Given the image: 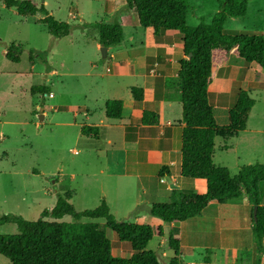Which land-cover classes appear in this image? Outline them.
<instances>
[{"label": "rangeland", "instance_id": "obj_1", "mask_svg": "<svg viewBox=\"0 0 264 264\" xmlns=\"http://www.w3.org/2000/svg\"><path fill=\"white\" fill-rule=\"evenodd\" d=\"M32 1L37 6L43 5L55 19L73 27L67 36L53 37L45 25L36 23L40 14L19 16L15 8H5L0 0V216L10 213L27 220L37 219L38 214L34 213L39 207H49L55 199L56 189L61 192L65 188L64 193L72 191L70 202L76 210L93 209L102 197L101 183L107 184L99 174L104 164V146L85 137L77 138L80 124L86 122L78 107L97 108L100 105L95 101L99 83L86 73L92 70L91 61L103 62L101 46L96 48V30L88 29L85 34L75 25L94 21L118 22L122 27L123 44L128 49L131 45L139 47L141 44L145 45L144 49H149L144 28L129 21L122 22L118 9L112 14L107 13L110 0ZM121 2L126 8L125 0ZM188 2L186 23L190 26L198 25L201 19L210 23L219 9L217 0ZM124 7L122 11H125ZM224 30L264 36V0H248L245 15L228 17ZM12 43L24 48L18 63H12L4 56L5 48ZM30 49L36 51L30 54ZM49 65L57 71L49 86L53 96L32 94V86L44 84L43 74ZM228 66L216 70L209 89L212 92L215 85H222L225 89L221 103H214L213 94L209 95L217 125L223 127L228 123V109L234 105L239 90H245L253 99L246 130L231 137L234 148L222 154L215 149V165L222 163L219 166L226 167L235 176L239 166L264 163V141L255 138V131L264 129V67L235 56L229 58ZM223 74L227 77L225 81L222 80ZM232 75L236 78L233 79ZM228 101L231 104H227ZM39 107L45 110V118H41ZM74 112L77 113L75 117ZM219 142L222 139L216 136V144ZM56 178H61V182L54 184ZM258 191L263 202L264 181L258 183ZM28 202L32 203L27 206ZM110 205V212L117 214L118 220L128 221V218H122L128 213L126 208ZM72 220L70 216L61 219ZM80 221L97 222L103 227L114 256L127 258L131 255L129 243L119 241L115 232L104 226V219L82 218ZM16 232L12 223L0 225V234ZM168 239L165 230L162 237L154 236L147 245V249L155 252L160 264H168L172 254ZM204 253L205 250L200 248L192 253L184 252L183 262L201 264ZM240 256L245 259L244 253ZM0 264L11 263L0 254Z\"/></svg>", "mask_w": 264, "mask_h": 264}, {"label": "trees", "instance_id": "obj_2", "mask_svg": "<svg viewBox=\"0 0 264 264\" xmlns=\"http://www.w3.org/2000/svg\"><path fill=\"white\" fill-rule=\"evenodd\" d=\"M5 8H15L22 17L40 14L36 23L46 26L48 33L56 38L67 36L73 27L68 22L55 19L43 5L32 0H2ZM218 11L210 23L202 19L196 26L186 23L188 0H126L128 10L135 14L137 23L151 28L154 36L162 31L181 35L183 56L178 62L177 80L181 105L180 176L186 179H204L206 189L202 193L192 190L173 189L166 203H154L149 212L164 223H180L199 215L209 202L224 204L239 198L243 193L256 210L252 212L251 233L257 257L254 264H260L259 253L264 249V204L260 203L258 183L264 181V164L243 165L232 176L224 166L212 161L216 136L230 139L243 131L253 106V99L245 90H239L234 105L228 109V123L220 127L216 123L213 109L208 100V86L217 69L224 67L235 56L246 62L264 67V36L257 33H227L224 23L228 17L244 16L248 0H217ZM75 27L81 31L96 30L98 43L108 47L122 39L118 22H84ZM24 48L9 44L5 58L18 63ZM36 50L30 49L33 54ZM32 94H48L45 85L30 88ZM135 101H142L143 89L131 87ZM122 100L107 99L105 115L111 119L121 116ZM141 123L157 125L159 116L150 110L141 111ZM83 136L98 139L97 126L82 125ZM169 175V169L162 166L158 177ZM70 216L72 221H61ZM104 219V226L112 229L118 240L129 243L132 253L129 257L112 254L111 242L103 227L97 222H82L80 219ZM12 223L17 232L0 234V254L11 264H160L155 252L146 248L153 235H162L161 226L121 221L110 212L104 199L93 209L76 210L70 202V193H57L55 205L43 209L40 216L27 220L21 215L3 214L0 225ZM168 246L174 255L168 264H182L179 257V241L169 237Z\"/></svg>", "mask_w": 264, "mask_h": 264}, {"label": "crops", "instance_id": "obj_3", "mask_svg": "<svg viewBox=\"0 0 264 264\" xmlns=\"http://www.w3.org/2000/svg\"><path fill=\"white\" fill-rule=\"evenodd\" d=\"M110 1L111 5L107 13L112 14L118 9L122 22L138 24L136 17L134 18V12L123 6L121 2L123 0ZM122 7L125 11L121 10ZM144 29L147 31L145 41L149 47L148 50L143 48L144 44L139 47L131 45L128 49V46L123 44L122 32V39L114 44L115 48L112 47L114 45L106 47V56L103 57L102 65L99 64L100 61H91L92 70L86 73V76L92 77L99 83L100 90L95 94L97 97L95 101H99L100 105L97 108L85 105L78 107L86 122L80 124L77 138L85 137L98 141L104 146V164L99 174L105 178L107 184L101 183V199L105 200L109 209L110 203L126 208L128 213L122 218L123 220L128 218L127 222L149 224L152 227L161 226L162 234L167 230L169 237L179 241V257L182 264H185L182 254L192 253L196 248L205 250L201 264H254L257 252L251 233L252 206L245 193L224 204L209 202L199 215L180 223H164L149 212L152 204L170 201L173 189L165 180L166 176L177 186L176 189L192 190L196 193L204 192L206 183L204 179H186L179 174L183 122L178 100L177 71L178 62L183 56L181 35L176 32L162 31L158 36H154L151 28ZM96 36L98 40V35ZM98 45L101 46L97 43L96 48ZM100 65L103 67L101 71ZM227 65L228 63L224 67L229 68ZM56 72L51 65L45 70L42 85L48 87L49 93L40 95L53 96L50 87L53 83L52 76ZM222 78L225 81L227 77L225 78L223 74ZM232 78L236 77L232 75ZM214 80L215 77L208 86V100L209 95L213 94V102L217 104L221 103L225 89L222 85H215L210 92L209 89ZM131 87L143 89L142 101H135L132 98ZM84 98L86 99V96ZM107 99L122 100L120 118L106 117L105 101ZM209 103L211 104L210 100ZM39 110L42 112L41 118H45V110L42 107H39ZM143 110L156 112L159 116L158 124H142L140 114ZM76 114L74 112V117ZM82 125L97 126L98 139L81 135ZM255 138L264 141V129H257ZM232 142H234L232 138L222 139V142L217 145L215 138L212 156L214 164H216L215 149L222 154L234 148ZM220 164L222 163L218 165ZM162 166L168 167L169 175L159 178L158 172ZM59 182L61 178L54 179L53 183ZM65 190V188L61 192L54 190L55 199L51 201L49 207H39L34 214H38L39 217L43 209H51L55 205L57 193L64 194ZM71 192L70 200L72 201ZM31 203L28 202L27 206ZM260 203L264 204V201L260 199ZM114 216L116 219L119 218L117 214ZM168 248L172 253L170 259L174 253L169 246ZM243 253L245 259H241L240 254ZM258 255L260 264H264V249ZM189 256L193 257L192 254ZM189 264L196 263L191 261Z\"/></svg>", "mask_w": 264, "mask_h": 264}, {"label": "water", "instance_id": "obj_4", "mask_svg": "<svg viewBox=\"0 0 264 264\" xmlns=\"http://www.w3.org/2000/svg\"><path fill=\"white\" fill-rule=\"evenodd\" d=\"M100 51H101L102 57H105L106 56V47L105 46H101L100 47ZM165 180L169 183V187L171 189H176L177 188V186L172 183L171 179L168 176H166ZM255 210H256V206L253 207V211L252 212L254 213Z\"/></svg>", "mask_w": 264, "mask_h": 264}]
</instances>
